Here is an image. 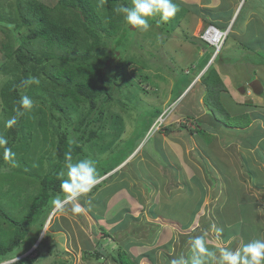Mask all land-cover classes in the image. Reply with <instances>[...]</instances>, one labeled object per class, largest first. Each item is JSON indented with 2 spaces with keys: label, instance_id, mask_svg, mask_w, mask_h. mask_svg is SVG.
Returning a JSON list of instances; mask_svg holds the SVG:
<instances>
[{
  "label": "rangeland",
  "instance_id": "obj_1",
  "mask_svg": "<svg viewBox=\"0 0 264 264\" xmlns=\"http://www.w3.org/2000/svg\"><path fill=\"white\" fill-rule=\"evenodd\" d=\"M17 1L0 0V6L3 5L9 10L10 5L15 6ZM43 1L51 5L58 2V0ZM176 1L178 3L173 2L178 5L179 11L166 21L165 29L156 24H150L148 31L138 29L135 43L125 50V54L132 57L136 63L130 64L127 68L129 79L127 82L119 78V84L113 85V98L106 112L107 126L96 141L83 144L82 152L73 157V162L85 158H90L94 162L116 161L117 156L122 152L133 153L111 173L98 178V183L92 192L79 199L78 202L86 209L90 207V210L75 214L70 210L71 204H68L64 210H57L52 203L45 208L43 217L31 226L32 233L37 234V237L35 243L24 253H29L34 247L35 249L30 252L24 264H53L55 260L65 264H115L112 260L113 256L119 257L123 250L128 252L136 264H170L174 258L190 257V241L196 236L206 234L208 245H216L218 248H237L250 240L260 239V235L264 234V182L261 183L264 178L261 172L264 171V165L260 163L259 167L255 162L241 167L239 163L240 154L245 151V144L246 147L252 146L253 138L246 140L248 135L245 137L242 132L227 131L229 127L220 124L221 126L213 127L210 132L215 134L224 132V134L220 133L218 141L222 144L220 149L226 152L236 149L234 150L236 153L232 150L233 152L226 154L230 160L229 165L222 163L219 167H214L210 162L207 165L205 162L206 167L202 164L200 167H162L164 159L160 153L163 149L167 151L169 148L174 151L180 149L184 154L189 155L191 151L200 149V145L205 146L208 141L211 144L213 139H216L213 134L211 136L206 132V134L201 133L203 129H200V126V132L197 131L198 126L196 127L194 120L187 115L203 110L198 95L204 93L205 96L201 75L206 68L213 65L219 69V73L222 74L220 76L225 80V73L220 66H215L216 64L224 61L226 67L228 62L236 61L239 65V61L244 59L257 60L259 64L264 63V51L252 47L239 48L234 45L232 35L218 55L216 64L214 60H210L200 73H195L194 66L204 59V55L199 56V50L205 48V53L214 51V47L202 39L203 31L211 22L221 26L222 29L227 28L234 13L231 4L234 0H225L226 4L219 7H212L210 0ZM237 2V7H241L242 2L240 0ZM246 10L248 9L244 8L235 20L238 19L240 22ZM155 18L165 22L158 14ZM174 26H177V29L173 30ZM3 30L6 29L0 25L2 41L6 38V32ZM24 31L27 32L25 28ZM185 38L189 40L185 41ZM152 40L155 43H151ZM115 51L118 53V50ZM150 53L158 54V58L163 56L160 64L147 62ZM212 55L213 52L210 57ZM3 61L0 52V67ZM169 63L173 64L172 69L170 68L171 72L166 68ZM229 67L238 79H247L253 72L242 64L238 67L229 64ZM258 67L260 66L254 70L264 81V67L262 69ZM192 75L195 79L191 81ZM5 79L6 77L0 74V86ZM240 87L238 91L233 90L236 96L234 100L238 103L242 101L249 103L250 98L242 97L239 93ZM1 101L0 97V134H3V130L7 128L5 122L10 117L3 111ZM46 106L47 129L45 130L50 132H48L49 143L43 146V132L40 130L38 140L35 142L39 147L34 149L35 153H32L31 160L33 166L37 165L34 166L36 175L49 171L58 160L55 149L51 146V141L58 139L56 132L67 130L70 133L71 143L76 142V136L80 132L77 127L81 125L80 120L83 118L82 109L70 110L65 114L56 112L58 117L63 118L62 125H58L56 118L55 121L51 119L52 108L49 101ZM247 108H251V111L255 110L249 106ZM159 113L160 116L156 117ZM150 120L153 122L147 133L144 131L143 135L139 136L137 127H140V130L149 127ZM240 120L242 121L243 117ZM167 128H170V131H167ZM156 137L160 140L155 141ZM32 140V137H29L31 144H33ZM210 144L206 149L208 154L214 151V147ZM101 146L105 148H99ZM249 149L250 147L246 151ZM30 154L28 152L27 155ZM0 159H2L0 160L1 204L14 218L23 217L27 213L31 197L39 189V183L35 179L34 183L26 188V170L20 157L15 158L13 166L4 160L3 149L0 148ZM66 171L65 167L63 172ZM186 178H189L186 182H189L190 178L194 182H191L190 186L197 190L196 199L195 195H190L192 190L190 193L187 190L179 191V186L182 185L180 182ZM202 193L204 201L199 206L200 209L198 207L196 213L191 214L192 208L197 204L195 200L197 201ZM86 200H91L90 206L85 203ZM202 212L203 215H200ZM193 215V221L188 222ZM43 220L44 226L40 228ZM213 224L224 230L219 240L212 230ZM7 225L3 223L2 226L10 229ZM104 231L107 234H103ZM92 253H97L99 258L91 257L86 261L84 256ZM16 254L11 253L7 258H12Z\"/></svg>",
  "mask_w": 264,
  "mask_h": 264
},
{
  "label": "trees",
  "instance_id": "obj_2",
  "mask_svg": "<svg viewBox=\"0 0 264 264\" xmlns=\"http://www.w3.org/2000/svg\"><path fill=\"white\" fill-rule=\"evenodd\" d=\"M173 1L178 3L176 0ZM131 5L132 0H58L54 5L43 0H18L15 6L10 5L9 10L3 5L0 6V25L6 29L3 30L6 32L5 40L2 41L0 38V52L4 58L0 74L6 77L0 86L3 111L10 118L16 115L15 109L19 107L23 95H28L35 102L32 110L25 111L18 117L15 126L3 130V135L9 140L8 147L12 148L15 158L20 157L21 163L24 164L26 188L34 183L35 179L39 183V189L31 197L27 213L23 217L11 216L0 201L2 240L0 262L11 259L7 258L11 253H17L12 258L19 257L13 264H24L26 258H29L22 254L35 243L37 237V234L32 233L31 226L43 217L45 208L50 206L54 197L64 196L60 187L62 177L59 174L66 167V154L71 153L73 158L81 153L83 144L96 141L106 128L108 121L106 112L113 98V85L119 84V78L127 82L129 80L127 68L130 64L136 63L132 57L125 54V50L135 43L138 29L129 25L123 14L115 11L120 6ZM149 23L165 29L164 24L167 22L159 21L153 16L149 18ZM175 29L177 26H174L173 30ZM167 37L168 35L165 40ZM186 40L189 39L185 38ZM151 43L155 41L152 40ZM212 52L214 51L205 53L203 61L194 66L195 73H200L207 66ZM159 57L158 54L150 53L147 62L160 64L163 56ZM172 65V63L166 65L168 72H171ZM108 71L111 74H108ZM29 76L38 77L40 84L30 86L24 84ZM201 81L205 88L204 102L211 108L214 120L213 123L203 125L199 120L193 119L196 127L198 126L197 131L203 129L201 133L209 134L213 127L221 126L220 124L245 127L251 123L249 113L232 115L226 108L221 93L227 90V87L213 65L202 74ZM48 101L52 108L51 115L54 117L51 119L55 121L56 118L58 125H62L63 118L58 117L56 112L65 114L70 110L82 109L83 118L80 120L81 125L77 127L80 132L76 136V142L71 143L67 130L56 132L58 139L57 141L53 139L51 146L54 147L58 160L49 171L36 175L34 166L37 165L33 166L31 160L32 153H35L34 149L39 147L35 142L38 140L40 130L43 132V146L49 143L50 132L45 130ZM158 116L160 113L156 117ZM152 122L153 120H150L149 127L145 129L140 130V127H137L139 136L143 135L144 131L147 133ZM167 131H170V128H167ZM29 137H32L33 144L29 142ZM28 152L31 154L27 155ZM19 153L21 155H18ZM132 153L122 152L116 161H95L98 178L111 173ZM203 197L204 195L197 202V208L202 204ZM152 213L155 214L154 211ZM192 221L193 219H190L188 222ZM3 223L8 224L10 229H5ZM42 226L44 220L40 228ZM103 234L107 232L104 231ZM91 257L99 258V255L92 253L85 255L84 259L88 261ZM112 260L115 264H136L125 250L120 252L119 257L113 256ZM53 264L65 263L55 260Z\"/></svg>",
  "mask_w": 264,
  "mask_h": 264
},
{
  "label": "crops",
  "instance_id": "obj_3",
  "mask_svg": "<svg viewBox=\"0 0 264 264\" xmlns=\"http://www.w3.org/2000/svg\"><path fill=\"white\" fill-rule=\"evenodd\" d=\"M248 1L249 0H240V2H242L241 7H237V5H238L237 0H234L231 3L233 5V8H234V13H232L231 21L228 24V26H230V32H229L230 34L228 35V38H229V36L233 35L234 38H232V40L234 41V45L238 46L239 48L252 47L255 50L260 49V50L264 51V0H251L250 3ZM210 3H211L212 7H214V6L219 7V5L222 6L223 4H226L225 0H210ZM244 8H246L248 10H246L244 12L243 19L240 20V22L238 21V19L235 20V17H239L241 15V12L244 11ZM211 23H213V22H211ZM216 26H218V25H216ZM218 27L221 28V26H218ZM236 27H237V29H236ZM226 42H227V40H226ZM205 52H206L205 48L203 50L200 49L198 54H199V56L203 57ZM221 59H223V58H221ZM216 61H214V64H216L215 63ZM252 61H255V63H253ZM239 62H240L239 65L242 64L243 67L248 66L251 70H253V72H251V74L248 76L247 79H238V77H235L233 75V72L230 71L229 64L231 66H232V64H234L237 67L239 66L236 61L228 62V66H226V67L224 66L225 65L224 61L221 64L215 65V66H220L222 72L225 73L224 75L226 76L225 80L223 77H222V79L225 82L227 90L222 91L221 98H222V101L225 104L226 108L230 111V113L232 115H238V114H242V113L247 112V113H249L252 121L248 126H245V127L227 126L229 128H227L226 130L227 131L231 130L230 132H234V133H241L242 132V135L245 134V137L247 135L249 136V137H246V140L248 138L254 139V143H252L253 145L248 146V147H250V149H249L250 151L249 150L246 151V149H248V147H246V144L244 142L245 151H244V153L240 154L241 158L239 160L241 167H244V166H246V164H249V163L254 164L255 162H256V166H259L258 164H260V163L262 165H264V81L258 76L257 71L254 70V68H256L257 66H260L262 69V67H264V63L259 64L257 62V60H253V59L252 60L244 59V60L239 61ZM248 67H247V69H248ZM260 67H258V68H260ZM217 70H219V69H217ZM220 74H221V72H220ZM254 79H259L263 85L262 86L263 88H262L260 93H255L252 90V88L250 87L249 83ZM238 87H240V91H241L239 93L242 94V95L241 94H239V95H241L242 97L243 96L249 97L250 98V101H248L249 103H246L244 101L238 103V101L234 100V98L236 96L234 95L233 90L238 91V89H239ZM199 88H200V85H199ZM203 92H204V90H203ZM203 95H204V93L200 94V96L198 95V101L200 104H203V106L206 109H204V107L202 106L203 110H199L196 113L187 114V115L189 117H191L192 119L195 118L196 120H199L204 125L205 123L207 124L208 122L213 123L214 116L212 114L211 109L205 104ZM227 98L229 99L228 101L226 100ZM230 100H231V102H230ZM253 100H257L258 102L257 101L253 102ZM242 106H245V108H240ZM248 106L252 107L255 110L251 111L250 110L251 108H247ZM257 112L259 113L258 115L255 114ZM255 128H257V131H255ZM220 133L224 134V132H218L217 134L209 132V134L211 136L213 134V137L216 139H213V142L211 144L209 143L210 141L207 140L208 143L205 146L200 145V149H196V151H194V152L191 151V154H189V155L184 154L180 149H178L176 151H174L171 148H169L168 151H167V149L166 150L163 149V152L160 154H161V156L163 155L162 157L164 159V161H163L164 165L163 166L161 165V166L162 167H200L201 164L204 166L205 162H206V165L210 162V164L214 165V167H219L222 163L224 165H229L230 160L227 158L226 154H229L230 151L233 152L236 149L233 148L232 149L233 151L228 150L227 152L224 151L223 149H220V147L222 146V144H220L218 142L220 140L219 137L221 136ZM245 137H243V138H245ZM158 140H160V138L156 137L155 141H158ZM209 144L214 147V151L210 152L208 154L206 152V149L208 148ZM156 146H157V144H156ZM252 147L253 148L255 147V149H253ZM254 152L258 153V154H255ZM234 153H236V151H234ZM211 157H213L212 160L210 159ZM256 157H257V159H256ZM148 159H156V158H148ZM208 160H210V161H208ZM155 162H156V160H155ZM206 165H205V167H206ZM261 172H262L263 177H264V171H261ZM191 178H190L189 182H186L189 178L183 179L182 182H180L182 185L179 186L180 187L179 191L185 192V190H187L190 193V191L192 190L190 195H195V199H196L197 194L195 192H197V190H194L195 187L193 188L192 186H190V183L193 182V181H191ZM263 182H264V178H263V181L261 183H263ZM202 195H203V193H202ZM201 198H202V196H200L197 199V201L195 200V202H198L199 199H201ZM202 201H204V200H202ZM196 208L197 207H195V206L192 208L191 214L196 213L195 212ZM199 209H200V207H199ZM200 215H203V212ZM193 218H194V215L191 216L190 219H193ZM260 236H261V237H259L260 239L262 237L264 239L263 233ZM231 237L234 238L233 236H231ZM230 238H228V240H230ZM228 240H226V241H228ZM226 241H224V242H226ZM208 246L214 250L218 249V246H216V245H208ZM231 248L236 249L234 247H231Z\"/></svg>",
  "mask_w": 264,
  "mask_h": 264
},
{
  "label": "clouds",
  "instance_id": "obj_4",
  "mask_svg": "<svg viewBox=\"0 0 264 264\" xmlns=\"http://www.w3.org/2000/svg\"><path fill=\"white\" fill-rule=\"evenodd\" d=\"M115 11L118 14H123L129 25L139 29L140 31H148L151 27L149 18L158 14L162 20L167 21L176 15L179 8L173 0H132L131 7L120 6L116 8ZM209 25L218 30L228 31L219 52H216L215 45L202 37L205 42L214 47V52L210 60L216 61L217 56L223 50L228 35L230 34V26L222 29L213 23H210ZM23 83L29 86L39 85L40 80L38 77L29 76ZM34 104L35 102L31 97L23 95L19 101V107L15 109L16 115H13L11 118L6 120L5 127L12 128L15 126L18 123V117L22 116L25 111L32 110ZM8 144L9 140L7 137L0 134V148H3L4 160L14 166L15 153L11 147H8ZM65 160L67 171L66 173L62 171L59 174V176L62 177L60 187L64 196L63 198L59 195L54 197L52 199V205L57 210H64L68 204H71V212L75 214H82L86 210H90V207L86 209L78 201L82 196L91 193L92 189L98 183L96 164L90 158L73 162L71 153L66 154ZM85 203L90 206L91 200H86ZM212 230L218 240L223 236L224 230L217 227L215 224L212 225ZM205 235L196 236L191 239L190 257L185 258L184 256H180L178 258H174L171 260L170 264H264V239H254L248 243L242 244V246L237 247L236 249H232L230 247H220L214 250L208 246ZM34 249L35 247L30 252ZM30 252L23 253L22 256L27 257L30 255ZM18 258L19 257L7 259L0 262V264H13V262Z\"/></svg>",
  "mask_w": 264,
  "mask_h": 264
},
{
  "label": "built area",
  "instance_id": "obj_5",
  "mask_svg": "<svg viewBox=\"0 0 264 264\" xmlns=\"http://www.w3.org/2000/svg\"><path fill=\"white\" fill-rule=\"evenodd\" d=\"M228 34V31H222L214 28L213 26L209 25L205 31L203 32L202 37L211 42L213 45L216 46V52H219L224 40Z\"/></svg>",
  "mask_w": 264,
  "mask_h": 264
},
{
  "label": "water",
  "instance_id": "obj_6",
  "mask_svg": "<svg viewBox=\"0 0 264 264\" xmlns=\"http://www.w3.org/2000/svg\"><path fill=\"white\" fill-rule=\"evenodd\" d=\"M249 84L255 93H260L263 88L261 81L258 79L252 80Z\"/></svg>",
  "mask_w": 264,
  "mask_h": 264
}]
</instances>
